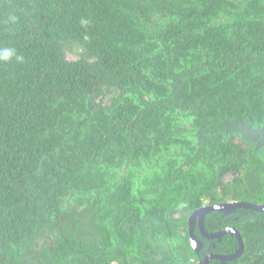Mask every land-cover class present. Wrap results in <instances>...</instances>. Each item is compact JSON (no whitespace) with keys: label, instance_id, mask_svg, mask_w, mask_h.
I'll list each match as a JSON object with an SVG mask.
<instances>
[{"label":"trees","instance_id":"1","mask_svg":"<svg viewBox=\"0 0 264 264\" xmlns=\"http://www.w3.org/2000/svg\"><path fill=\"white\" fill-rule=\"evenodd\" d=\"M72 43L83 47L94 63L68 60L65 50ZM0 46L14 47L24 57L23 63H0V262L6 260V250L12 247V253L25 243L33 230L30 223L47 221V212L52 215L56 206L61 207V234L53 253H89L86 228L79 223H86L91 205L101 216L107 189L125 193L108 198L115 211L124 198L127 211L112 236L104 219L94 220L96 253L120 260L122 254L146 248L163 249V255L173 252L166 241L150 244V228L157 240L174 237L167 214L175 193L158 184L155 203L146 204L156 213L149 211L138 220V233L129 212L136 207L134 196L127 195L135 190L134 180L126 175L111 186L99 162L109 134L118 136L112 127L126 124V105L121 102L111 113L95 112L89 98L97 80L139 83L147 92L155 88L159 96H167V68L172 65L174 71L197 66L207 100L215 99L230 85L223 82L218 91V78H237L240 84L250 68L264 64V0H0ZM233 59L241 61L238 72L217 64ZM147 116V126L169 125L160 114ZM95 147L99 167L90 160ZM87 261L72 259L76 264Z\"/></svg>","mask_w":264,"mask_h":264},{"label":"flooded vegetation","instance_id":"2","mask_svg":"<svg viewBox=\"0 0 264 264\" xmlns=\"http://www.w3.org/2000/svg\"><path fill=\"white\" fill-rule=\"evenodd\" d=\"M238 60H218L217 64L226 68L230 65L231 72H238ZM259 66L250 68L249 77L240 84L237 78H218V91L223 82L229 81L230 85L213 100H207L204 94V79L196 78L200 73L197 66L174 71L169 65L167 96H159L155 88L147 92L139 83L127 86L97 80L93 87L88 105L95 112L111 113L121 102L127 110L126 124L112 127L119 131L118 136L109 134L110 140L101 151L99 162L103 163L104 178L113 187L126 175L134 180L135 190L127 195L134 196L136 207L129 212L136 223L155 210L146 204L155 203L159 183L175 193L167 214L174 226V237L157 240L150 228V244L166 241L173 252L163 255V249L146 248L142 253L122 254V262L109 253H96L94 245L99 239L94 220L104 219L108 235L112 236L120 230L123 213L127 211L124 198L118 201L116 211L108 198L125 193L107 189L103 191L105 205L101 216L91 205L88 220L79 223V227L86 228L89 253H53L61 234V207L56 206L52 215L47 212V221L37 218L30 223L33 230L27 233L25 243L12 253V247L6 250L9 253L0 264H76L72 262L75 257L88 260L78 264H157L159 259L167 260L163 264H264V64ZM148 112L167 118L168 127L145 125ZM117 120L122 123V118L117 116ZM61 132L59 137L64 144L66 134ZM57 151H61L60 147ZM96 155L95 147L90 152L93 165L98 164ZM91 202H96L94 196ZM138 225L139 222L135 229L139 233ZM128 230L131 233V225Z\"/></svg>","mask_w":264,"mask_h":264},{"label":"clouds","instance_id":"3","mask_svg":"<svg viewBox=\"0 0 264 264\" xmlns=\"http://www.w3.org/2000/svg\"><path fill=\"white\" fill-rule=\"evenodd\" d=\"M12 62L23 63L24 57L18 54L17 50L14 47L0 46V63L9 64Z\"/></svg>","mask_w":264,"mask_h":264},{"label":"rangeland","instance_id":"4","mask_svg":"<svg viewBox=\"0 0 264 264\" xmlns=\"http://www.w3.org/2000/svg\"><path fill=\"white\" fill-rule=\"evenodd\" d=\"M68 60H78L80 58H86L88 61L93 62V58L86 56L85 49L78 45L77 43H72L65 50Z\"/></svg>","mask_w":264,"mask_h":264}]
</instances>
